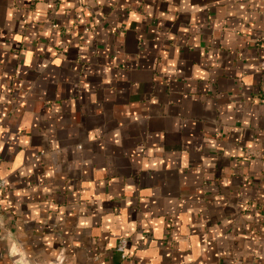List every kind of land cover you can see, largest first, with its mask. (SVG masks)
Listing matches in <instances>:
<instances>
[{
	"label": "crops",
	"instance_id": "1",
	"mask_svg": "<svg viewBox=\"0 0 264 264\" xmlns=\"http://www.w3.org/2000/svg\"><path fill=\"white\" fill-rule=\"evenodd\" d=\"M0 179V264H264V0H0Z\"/></svg>",
	"mask_w": 264,
	"mask_h": 264
},
{
	"label": "built area",
	"instance_id": "2",
	"mask_svg": "<svg viewBox=\"0 0 264 264\" xmlns=\"http://www.w3.org/2000/svg\"><path fill=\"white\" fill-rule=\"evenodd\" d=\"M5 186H6L5 180L0 179V189L5 188ZM126 247H127V240H125V239L120 240L118 246L116 247V250L119 253L120 258L122 260L127 259Z\"/></svg>",
	"mask_w": 264,
	"mask_h": 264
},
{
	"label": "water",
	"instance_id": "3",
	"mask_svg": "<svg viewBox=\"0 0 264 264\" xmlns=\"http://www.w3.org/2000/svg\"><path fill=\"white\" fill-rule=\"evenodd\" d=\"M15 256L17 257V261H19L18 264H28L26 261L23 262V261L19 260L20 259V255L16 254V255H14V257ZM62 261H63V259L58 256V258H56V260L53 263H51V264H62Z\"/></svg>",
	"mask_w": 264,
	"mask_h": 264
}]
</instances>
